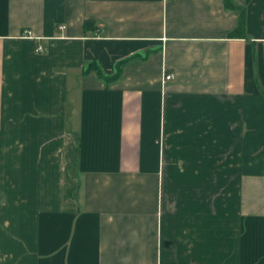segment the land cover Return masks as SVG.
<instances>
[{"label": "crops", "instance_id": "0c3cea01", "mask_svg": "<svg viewBox=\"0 0 264 264\" xmlns=\"http://www.w3.org/2000/svg\"><path fill=\"white\" fill-rule=\"evenodd\" d=\"M232 1L235 37L224 0H0V264H264V0Z\"/></svg>", "mask_w": 264, "mask_h": 264}, {"label": "trees", "instance_id": "16d2710c", "mask_svg": "<svg viewBox=\"0 0 264 264\" xmlns=\"http://www.w3.org/2000/svg\"><path fill=\"white\" fill-rule=\"evenodd\" d=\"M224 7L226 9H235L237 11H239V19H238V24L236 26V28L229 34L232 37L235 36H239L242 35L243 32V27H244V14L245 11L243 8H239L237 6H235L233 4L232 0H224ZM89 24V22L85 23V27H87V25ZM135 56L132 57H128L126 59H123L121 61H119L116 66H115V72L112 75H106L103 73V71L101 70V68L99 67V65L95 62V61H91L89 62L82 70V74L83 75H88L90 73H94L95 76L100 79L101 81L104 82V84L106 86H108L110 83L118 80L122 74V67L125 63H127L129 60H131L132 58H134Z\"/></svg>", "mask_w": 264, "mask_h": 264}, {"label": "built area", "instance_id": "2783aa9c", "mask_svg": "<svg viewBox=\"0 0 264 264\" xmlns=\"http://www.w3.org/2000/svg\"><path fill=\"white\" fill-rule=\"evenodd\" d=\"M59 28H60V29H64L65 26L61 25V26H59ZM21 36H23V37H25V38H29V39H34V35H33L32 32L29 31V30H24V31L22 32ZM35 51H36V52H40V51H41V47H40V46L36 47ZM171 79H173V75H172V74L164 73V74L162 75V82H163V83H165L166 81L171 80Z\"/></svg>", "mask_w": 264, "mask_h": 264}]
</instances>
